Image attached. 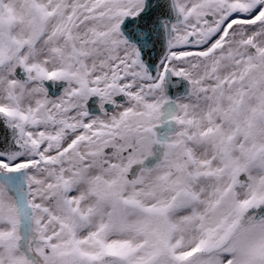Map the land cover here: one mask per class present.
I'll use <instances>...</instances> for the list:
<instances>
[{
  "label": "snow or ice",
  "instance_id": "obj_1",
  "mask_svg": "<svg viewBox=\"0 0 264 264\" xmlns=\"http://www.w3.org/2000/svg\"><path fill=\"white\" fill-rule=\"evenodd\" d=\"M0 264H264V0H0Z\"/></svg>",
  "mask_w": 264,
  "mask_h": 264
}]
</instances>
